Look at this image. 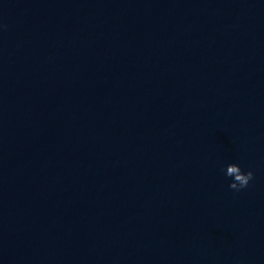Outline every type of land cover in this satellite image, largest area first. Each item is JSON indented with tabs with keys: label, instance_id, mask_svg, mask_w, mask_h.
Here are the masks:
<instances>
[{
	"label": "clouds",
	"instance_id": "obj_1",
	"mask_svg": "<svg viewBox=\"0 0 264 264\" xmlns=\"http://www.w3.org/2000/svg\"><path fill=\"white\" fill-rule=\"evenodd\" d=\"M225 175L232 178L229 187L239 191L246 188L254 177L253 171L244 172L238 164L231 163L226 166Z\"/></svg>",
	"mask_w": 264,
	"mask_h": 264
}]
</instances>
